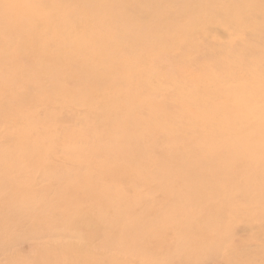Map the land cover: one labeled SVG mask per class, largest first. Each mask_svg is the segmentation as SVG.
Here are the masks:
<instances>
[{
	"label": "rangeland",
	"instance_id": "374dc122",
	"mask_svg": "<svg viewBox=\"0 0 264 264\" xmlns=\"http://www.w3.org/2000/svg\"><path fill=\"white\" fill-rule=\"evenodd\" d=\"M90 1L93 0H85L89 6ZM34 4L44 15L55 8L48 0L21 2L26 7ZM110 11L116 10L111 7ZM151 29L160 30V25L153 23ZM145 31L134 41L150 42L152 38L142 35ZM255 35L249 38L259 43ZM199 36L204 38L202 34ZM230 40L226 33L218 39L221 44H228ZM115 41L107 32L102 44ZM203 43L199 44L201 57L205 53L201 49ZM52 49L51 45L47 47V51ZM241 49L242 44L237 51ZM154 58L150 73L135 77L142 93L156 98L149 106L130 103L129 107L136 113L133 115L142 117L134 134L130 132L132 126L123 118L117 121L122 125L119 129L106 122L100 128L86 126L89 133L86 141L98 140L95 148L84 142L81 149L75 146V151L65 152L61 138L52 143L53 147L50 145L55 151L47 148L48 131L53 130V135L62 137L66 131L79 129L81 119L88 120L76 110L72 118L60 113V120L55 124L48 112L41 114L36 124L38 131L35 130V138L31 140L34 146L37 144L35 151H9L8 135L20 137L18 129L0 136V264H113L112 257L118 260L114 264H264V133L259 134L257 148L251 147L252 154H248L246 143L230 154L226 149H213L205 140H186L182 131L168 138H146L144 124L148 123L142 121L144 117L159 118L161 107L173 112L185 107L182 99L175 100L176 91L168 90L165 82L200 75L199 71L182 66L181 61L170 59L168 54ZM22 59L19 71L28 73L41 68V63ZM144 60L140 57L133 62L136 66ZM202 61L192 60V63ZM226 62L233 61L229 58ZM204 64L211 66L214 61ZM248 71L247 68L243 73ZM252 72L256 76L264 73ZM93 76L89 73L85 77ZM150 78L158 80L160 89H164L163 95L153 94V87L147 85ZM17 90L19 94L5 86L0 91V96L16 99L7 97L8 109L3 117L6 122L14 120L18 109L26 113L41 88L24 78ZM20 97L24 99L23 106ZM169 98L172 101H167ZM148 128L156 130L155 125L149 124ZM257 129L264 132V126ZM208 152L209 158H221L219 163L207 164L203 157ZM252 156L258 161L255 165ZM27 158L33 164L26 163ZM197 158H202V162L194 168L187 166ZM92 170L106 173L86 190L80 184ZM125 170L127 173L138 170L147 175L141 179L145 182L116 181L115 175ZM219 207H225V214L213 215ZM85 213L88 217L81 218ZM81 257L84 260L80 261ZM87 257L91 259L86 260Z\"/></svg>",
	"mask_w": 264,
	"mask_h": 264
},
{
	"label": "bare ground",
	"instance_id": "6f19581e",
	"mask_svg": "<svg viewBox=\"0 0 264 264\" xmlns=\"http://www.w3.org/2000/svg\"><path fill=\"white\" fill-rule=\"evenodd\" d=\"M22 1L0 0V91L7 86L19 94L17 88L24 78L36 83L41 91L35 94L37 98L28 105V111L22 113L18 109L11 122L3 119L9 96H0V136L8 135L13 129H18L20 135H8L7 146L11 153L20 149L35 151L37 144L34 146L35 142L31 140L35 138V130L38 131V118L45 112L50 114L52 124L60 120V113L72 118L77 110L88 117L86 121L80 120L79 129L66 131L62 137L53 135V130L48 131L49 149L59 138L65 143L61 146L65 152L75 151V146L80 148L84 142L95 148L98 140L87 142L86 126L91 124L100 128L106 122L119 129L122 125L117 121L123 118L132 126L130 132L134 134L142 117L133 115L136 113L129 107L130 103L149 106L156 98V95L142 93L135 77L150 73L151 59L164 53L170 59L181 61L189 71H199L200 75L165 82L168 90L176 91L175 100L182 99L181 104L185 107L174 112L161 107L159 118L144 117L142 121L148 123L144 124L146 138H168L182 131L186 140H205L213 149H226L230 154L239 151L245 143L249 147L248 154H252L251 147L257 148L259 134L264 133L257 129L264 126V73L256 76L252 71L264 72V0H93L90 6L85 0H48L57 9L46 15L35 4L26 7L21 5ZM145 4H148L147 8ZM111 7L116 11H110ZM153 23L159 24L160 30L151 29ZM142 30H146L142 35L153 41H134ZM107 32L116 39L115 43L102 44ZM224 33L232 39L228 44L218 41ZM254 35L259 43H253L249 38ZM201 41L204 42L201 46L205 51L203 57L199 56ZM240 44L243 49L237 51ZM50 45L53 49L47 51ZM248 56L253 58L247 59ZM140 57L145 60L135 66L133 61ZM22 58L41 63V68L28 73L19 71ZM229 58L233 62H226ZM200 59L203 61L192 63V60ZM66 60L70 61L66 63ZM209 60L214 61V65L204 64ZM247 68L249 73H243ZM89 73L94 76L85 77ZM147 81L155 91L153 94L163 95L164 89H160L156 78ZM20 99L23 106L24 99ZM62 109L66 111L61 112ZM149 124L155 125L156 130H150ZM75 139L79 143H75ZM209 157L208 152L203 158L211 165L221 159ZM253 160L255 165L257 160ZM25 162L33 164L29 158ZM199 162L202 158L187 166L194 168ZM127 172L115 175L114 179L123 184L131 180L145 182L141 179L147 175L138 170ZM105 173L92 170L90 175L84 176L81 187L91 189ZM224 214L225 207L214 209L213 215ZM86 217L87 213L81 216ZM110 260L113 264L118 261L113 257ZM99 261H102L101 257Z\"/></svg>",
	"mask_w": 264,
	"mask_h": 264
}]
</instances>
